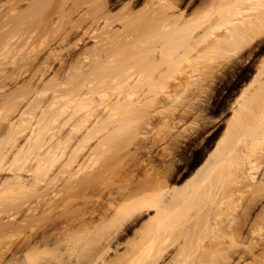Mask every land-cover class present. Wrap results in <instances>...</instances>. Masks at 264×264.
<instances>
[{
    "label": "bare ground",
    "instance_id": "1",
    "mask_svg": "<svg viewBox=\"0 0 264 264\" xmlns=\"http://www.w3.org/2000/svg\"><path fill=\"white\" fill-rule=\"evenodd\" d=\"M184 1L0 0V264H264V0Z\"/></svg>",
    "mask_w": 264,
    "mask_h": 264
},
{
    "label": "rangeland",
    "instance_id": "2",
    "mask_svg": "<svg viewBox=\"0 0 264 264\" xmlns=\"http://www.w3.org/2000/svg\"><path fill=\"white\" fill-rule=\"evenodd\" d=\"M145 0H141V3L142 2H144ZM207 3H208V0H185L184 1V3L182 4V7L185 9L187 6H188V8L186 9V12H188V14H190V13H196V12H201L203 9H205V7H206V5H207ZM260 57V56H259ZM258 57V61L260 60V58ZM236 59H238V58H236ZM243 61V62H242ZM240 60L239 61V68H237L236 70H233V69H229L228 67H230V65H231V61L230 60H228L226 63L224 62V64H225V66L223 65L221 68H223V67H225V71L224 70H222V71H224L225 73H227L228 74V76H252V77H254L255 75H256V66L257 65H259V62H256L257 61V58H256V61H254V62H251L250 63V61H247V59H243V60ZM229 62V63H228ZM249 62V63H248ZM226 64H227V66H226ZM241 65V66H240ZM254 66V67H253ZM242 67V68H241ZM252 67H253V69H252ZM229 70V71H228ZM231 70V71H230ZM227 71V72H226ZM233 71V72H232ZM251 77V78H252ZM251 78H249V79H247V80H241V81H239L238 83H239V86L237 87V88H235V89H232V93H230V94H228L226 97H225V100H227V101H225V103H222V104H220V107L216 110L215 109V112H214V110H213V115H215L216 117H221V115H223L225 118H226V120H228V119H230L231 118V116H232V109H231V107H232V103H230V102H233L234 103V99L239 95V93H240V91H241V89H243L242 87H244V85L246 84V83H248V81L251 79ZM239 92V93H238ZM236 95V96H235ZM230 96V97H229ZM233 98V99H232ZM227 102V103H226ZM231 106V107H230ZM218 115H220V116H218ZM224 130H225V127L223 126L222 128H221V130L219 131V136H220V134L222 133V132H224ZM206 135H204V137H205ZM218 139V138H217ZM216 139V140H217ZM193 170H191V172H192ZM263 170L261 169L260 171H259V174L262 172ZM184 171H182L181 172V175L184 177L183 179H185V178H188L189 177V175H190V173H183ZM263 173H264V171L262 172V175H263ZM189 174V175H188ZM260 176V179L263 177V176ZM257 177H259V175H257ZM244 197V196H243ZM242 197V199L241 200H246L247 199V197H246V199H244ZM244 201H240L241 203L243 202L244 203ZM260 209H262V208H259V210H257V212L256 213H258L259 211H260ZM261 212V211H260ZM148 218L146 217L143 221H146ZM142 223V222H141Z\"/></svg>",
    "mask_w": 264,
    "mask_h": 264
}]
</instances>
